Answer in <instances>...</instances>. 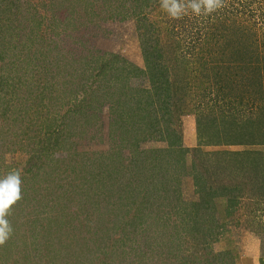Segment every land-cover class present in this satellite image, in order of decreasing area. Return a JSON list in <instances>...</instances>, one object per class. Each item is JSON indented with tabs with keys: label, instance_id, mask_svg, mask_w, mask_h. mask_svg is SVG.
<instances>
[{
	"label": "rangeland",
	"instance_id": "1",
	"mask_svg": "<svg viewBox=\"0 0 264 264\" xmlns=\"http://www.w3.org/2000/svg\"><path fill=\"white\" fill-rule=\"evenodd\" d=\"M222 2L228 7L227 23L232 17L236 24L248 25L251 32L264 39V0ZM135 6L132 0H0V73L9 74L7 80L2 77L0 82L10 88L8 92H12L16 85L28 89L38 86V98L33 99L37 103V112L32 113V116L36 115V121L31 128L20 127L21 124L14 119L26 116L20 109L3 114L7 99H11V105L18 100L14 95L8 97L6 88L4 92L0 91V179L13 170H18L21 178V198L11 206L6 216L12 231L0 245V264H187L185 260L192 263L195 260L193 256L198 246L203 247V252L208 248L213 251L231 248L236 251V261L241 264H261L262 239L257 227L259 224L264 227V197L245 191L235 212L230 215L222 202L223 198L228 200L229 195L238 198L240 189L228 193L226 190L235 182L241 183L249 172L244 167L238 168L235 163L232 165L235 158L232 151L241 150L243 146L209 144L198 138L199 113L217 114L220 119L225 116L221 110V97L209 95L204 107H199L195 98L191 100L187 106L189 111L178 116L177 123L172 125L180 128L177 126L178 133L173 136L180 133L181 140H175L177 143L171 145L168 138H154L148 129L133 142H137L142 150H165L169 146L173 148L172 152L187 150L183 156L187 170L192 164L201 169L203 166L199 163L202 162L205 167L222 175L219 179L224 189L213 182V177L208 176L207 179L221 195L220 204L213 208L216 211L214 215L221 216L222 222L226 218L225 225L215 227L214 231L209 229L208 224L211 223L197 224L198 214L202 213H196L192 206L184 209V213L177 207L170 206L169 209L163 201H153L150 205L147 201L149 194H143V185H137L132 194L126 170L122 172L119 185L118 179H113L114 168L105 165L109 159L108 151L116 146L107 127L115 115L109 113V106H100L95 120H87L89 112L79 111V102L72 106L75 96L86 97V79L81 77L92 75L87 65L95 64L96 60L100 62V55L114 54L117 60L113 64L117 71L128 64L142 68L145 73L141 85L150 87L151 73L147 70L140 43V18L136 17L138 9ZM145 7L148 25H156L159 29L157 34L161 44L167 48V57L175 61L170 49L176 50L179 55L177 62L189 66L191 81L197 83L194 81L198 76L195 69L215 54L203 50L214 42H205L211 23L208 15H203V11L197 15L188 10L180 18H173L162 7L161 0H153ZM21 18L26 24V32L31 28L34 30L32 39L22 45L20 52L21 57L27 54L29 58L26 55V59L31 61H25L23 65L14 64L12 68L11 65L4 67L8 54L16 51V47L9 46L7 41L11 42L13 27ZM5 25H9L8 29ZM59 51L67 53L63 57L67 58L74 73L71 79L62 77L52 81L51 75L45 71L56 56L61 55ZM204 53L211 55L206 58ZM178 70L175 71L178 76L186 72ZM20 72L23 73L22 80L12 77L13 73ZM49 82L53 84V91L47 89L50 88ZM93 87L97 88V84L93 83ZM0 89L3 88L0 86ZM251 95L260 96L258 93ZM258 100L254 106L247 104L242 107L239 116L257 117L264 105V101ZM68 106L75 107L76 111L70 112L72 114L65 125L58 121L59 127L54 125L50 128L37 117L39 115L43 119L47 113L59 116ZM134 144L125 142L120 147V159L126 164L133 159ZM223 158H230L228 162L238 171L231 168L229 174L225 170V173L221 172L224 168H215ZM173 176L176 172L171 170L170 178ZM180 179L182 186L176 191L182 200L189 201L188 204L210 197L211 188L209 191L196 190L193 174L183 172ZM168 183L170 193L174 192V181ZM137 195L144 197L139 205L132 202L137 200ZM179 210L186 217L183 226L174 228L163 216L161 220L157 218L164 211L173 214ZM227 260L232 264L229 258Z\"/></svg>",
	"mask_w": 264,
	"mask_h": 264
},
{
	"label": "trees",
	"instance_id": "2",
	"mask_svg": "<svg viewBox=\"0 0 264 264\" xmlns=\"http://www.w3.org/2000/svg\"><path fill=\"white\" fill-rule=\"evenodd\" d=\"M152 1L132 0L133 4L137 5L135 6L136 9H138L136 17L140 18V43L147 70L151 73L150 87L146 88L141 85L145 73L142 68L128 64V66H124L120 71H117L113 64L117 60L114 54L100 55V62L96 60L95 64L90 63V65H87L89 66L87 70H91L92 75L84 74L81 77L86 79L84 82L86 85L84 96L86 97L75 96L73 101H71L72 106L74 103L79 102L77 107H80L79 111L89 112L86 114L87 120L90 118L95 120L94 117L99 112L100 106L102 108H104L103 106H109V113L116 116H112L110 125H107L110 130V136L116 141V146L108 151L109 159L106 160L105 165H110V167L114 168L113 173L115 175L113 179H118L117 183L122 177V172L126 170L129 173L128 184L131 186L132 194H134L133 190L135 191L137 185H143V194H149L147 201L150 205H153V201H163L168 204L169 209L170 206H173L182 211L186 210L188 206H192L196 213L199 211L202 213L198 214L197 224L211 223L208 224L210 226L209 229L214 231L215 227L218 228L225 225L226 218L222 222L221 216L215 217L214 215L216 211L214 212L213 208L220 204L218 200H220L221 195L216 189H213L215 185L212 181H207V179L208 176L210 178L213 177L211 178L213 182H216L220 188L224 189L219 179L222 175L205 167L202 162L199 163L200 166H203L201 169L192 164L190 170H187L188 166L183 158L187 150L181 149L183 152L181 151L180 153L175 150L172 152L173 148L170 149L171 146L165 150L154 148L142 150L137 145V142L135 144L133 142L137 140L136 137L138 138L142 131L144 132L148 129L150 135L154 136V138L159 137L161 140L168 138L171 145L177 143L175 140H181L180 133L174 138L173 136L176 134L177 126L179 128V125L175 126V128L172 125L177 123L178 116L189 111L187 106L194 98L199 103V107H204L205 103H207L206 97L215 94V97H221L222 99L221 110L225 116L222 117V120L218 118L217 114L199 113L197 117L198 138L200 141L209 144L243 146L241 150L232 151V154L235 155L232 165L235 163L239 166L238 168L244 167L245 170H249L244 176L245 179L241 180V183L235 182L226 190V193H228L240 189V193L237 194V199L236 197L233 198L232 195L227 196L228 200L226 201L223 198L222 202L226 205L225 209L228 210V215L233 214L239 200H242L240 196H243L245 191L251 194L256 192L257 195L259 194L256 197H264V105L261 107L263 109L257 117L247 116L243 118L239 116L240 110L245 105L254 106V103H259L258 99L262 102L264 101V39L251 32L252 29L248 25L243 24V26H240V24H236V20H232V17H230V23H227L226 19H229L226 16L228 7L223 2L219 8L212 12L203 11L205 13L203 15H208L209 17V19H206L211 21V23L209 22V35L205 37V42L212 43L214 40L211 47L203 50L211 52V54L215 52V54L202 66L199 63L195 69L198 76L194 81L197 83H192L191 79L193 80V77L191 78L189 75V66L178 63L176 50L170 49L175 58V61L172 62L166 55L167 48L161 44L160 36L157 34L159 29L156 28V25H148V17H145L144 11L146 10L145 6H149ZM203 19L204 17L202 16ZM4 27L8 29L9 25ZM24 28L26 30V24H23V18H21L13 27V35H10L12 40H9L11 42L7 41L9 46L13 45L16 47L14 48L16 51L8 54V60L5 61L4 67L11 65L10 68H12L14 64L23 65L25 61H31L26 59L25 56L27 54H23L22 57L20 55L22 45L30 42L34 32L32 28L26 32ZM6 39H8L7 34ZM59 52L61 55H57L55 61L45 71L51 75L52 81L62 77L71 79L74 73L67 58L63 57L67 56V53ZM203 55L206 58L210 56H206L205 53ZM46 63L48 65L47 61ZM181 64L186 72H181V75L178 76L175 71L177 69H179L178 72L183 70L181 69ZM21 67L29 68L27 66ZM36 72H38V69L34 71V74ZM8 75L0 73V78L3 77V79L7 80L9 78ZM12 77H18L20 81L23 79V73H13ZM37 81H39V78H37ZM87 82H90V84L88 85ZM49 83L50 88L47 89L53 91V84ZM93 83L97 84V88L93 87ZM193 85L196 86V90H194ZM0 86L3 88L0 89L1 92H4L6 88L5 93H7V96L11 97L14 95V99L18 100V102L15 101L11 105V99H7L3 114L7 113L8 110L14 112L20 109L21 113L24 112L26 116L14 119L21 124L20 127H33L36 115L32 116V113L37 112L35 108L37 103L33 99L38 98V86L35 85V87L28 89L16 85L12 92H8L10 88L4 87L2 82H0ZM251 93H258L260 96L258 98L251 95ZM32 109L34 110L32 111ZM74 111H76L75 107L68 106L64 112H60L59 116H49V113H47L43 119L39 115L37 117L50 128L54 125L59 127L57 122L60 121L61 125H65L66 120L72 114L70 112ZM23 131L30 130L23 129ZM53 132L54 130L51 131V133ZM54 142L57 145V140ZM125 142L134 144V151L131 155L133 159L131 158L127 164L120 159V147L124 146ZM228 159H220L221 163L218 162L215 168H224L222 171H218L225 173L223 171L225 170L229 174V169L231 168L233 171H238L236 166L230 165ZM236 159H239V162H235ZM92 160L94 161V159ZM171 170L176 172L175 177L170 178ZM183 172L194 175L196 178V190L202 191L204 189L209 191L211 188V191H209L210 197L207 199L203 198L201 201H193L189 204V201L182 200L176 190L182 186L180 177ZM99 175L97 174L96 176ZM170 181L175 183L174 192L172 193L169 191L170 185L168 182ZM213 192L216 193L213 195ZM135 198L137 200L135 201L134 199L132 202L139 205L144 197L137 195ZM160 208L163 207L161 206ZM180 210L175 211L173 213L175 215L169 211H164L157 218L161 220L163 216L168 221V224L174 228L183 226L182 223L186 221L185 211L183 213ZM257 231L262 239L261 264H264V227H262V224H259ZM202 248L198 246V249L194 252L193 258L195 260L193 263L189 260H185V262L187 264L190 262L192 264H230L228 260L225 261L226 258H229L232 264H241L236 261L238 258L236 251L231 248L221 251H213V249L208 248L205 252H203ZM200 258L201 260H199Z\"/></svg>",
	"mask_w": 264,
	"mask_h": 264
},
{
	"label": "clouds",
	"instance_id": "3",
	"mask_svg": "<svg viewBox=\"0 0 264 264\" xmlns=\"http://www.w3.org/2000/svg\"><path fill=\"white\" fill-rule=\"evenodd\" d=\"M162 7L173 18H180L188 10L199 15L212 12L222 5V0H161ZM21 178L18 170L9 172L0 179V245L4 244L12 231L6 216L11 206L21 198Z\"/></svg>",
	"mask_w": 264,
	"mask_h": 264
}]
</instances>
